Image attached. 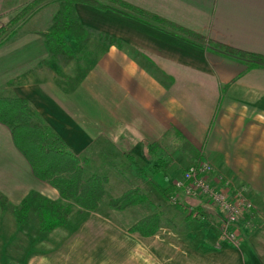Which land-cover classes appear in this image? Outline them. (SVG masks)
<instances>
[{
	"label": "crops",
	"instance_id": "obj_1",
	"mask_svg": "<svg viewBox=\"0 0 264 264\" xmlns=\"http://www.w3.org/2000/svg\"><path fill=\"white\" fill-rule=\"evenodd\" d=\"M29 1L0 0V26ZM127 1L206 39L76 2L87 40L106 46L99 60L107 65V108L98 112L94 99L92 109L93 125L104 127L106 120L107 128H98L91 140L107 133L117 149L109 154V168L118 184L129 182L122 176L125 170L118 168L121 156L139 160L132 165L136 174L152 175L155 184L175 173L176 163L199 156L213 162L215 183H223L222 176L245 183L259 212L241 220L240 247L220 238L221 213L215 204L189 198L201 217L164 225L167 228L150 235L156 243L149 244L150 250H165V262L264 264V63L211 44L218 41L264 54V0ZM31 19L0 45V96H24L33 103L37 57L52 53L46 36H41L46 27L27 28ZM24 76L32 81L21 83ZM6 83L10 92L5 93ZM76 125L81 123L76 120Z\"/></svg>",
	"mask_w": 264,
	"mask_h": 264
},
{
	"label": "rangeland",
	"instance_id": "obj_2",
	"mask_svg": "<svg viewBox=\"0 0 264 264\" xmlns=\"http://www.w3.org/2000/svg\"><path fill=\"white\" fill-rule=\"evenodd\" d=\"M62 2L64 0H42L17 30L29 18L32 19L27 28L41 26V31L45 27L48 30L56 21ZM44 35L43 31L41 36ZM67 38L72 48L70 55L45 51L37 57L36 99L31 104L63 135L73 151L87 157L88 161L84 163L86 175L97 171L109 176L107 197L95 210L75 204L64 226L52 231L42 230L38 219L41 200L43 197L60 198L59 192L51 181L34 175L29 162L14 144L9 125L0 122V264H169L162 258L167 254L165 250H150V243L156 245L152 242L154 236L130 231L129 227L140 217L154 212L161 216L160 225L168 227L181 225L182 220L189 217L199 218L189 215V206L198 207L189 202L182 191L175 189L172 182L203 156L187 163H176V172H170L162 180L163 190L161 184L152 183V175L150 178L147 174L143 177L136 174L132 165H139V160L121 156L117 158L118 168L125 170L122 176L129 182L118 184L116 175L109 168V154L115 153L116 148L109 142L107 133L91 140L98 128H107L106 120L104 127H98L97 123L93 125L92 109L94 99L100 106L98 112L107 108V65L106 61L99 60L106 54V46L93 45L95 41L90 38L80 41L71 35ZM31 81L25 76L20 79L21 83ZM4 91L10 92L7 83ZM76 120L80 126L76 125ZM162 156L166 162L168 154ZM222 178L223 185L247 195L244 182ZM165 186L173 189L166 191ZM128 187L137 188L145 195V200L125 209L111 207L110 198L122 194ZM24 199L31 203V211L29 219L20 223L16 211ZM256 212H259L257 208L253 213ZM165 226H159L157 231L164 230Z\"/></svg>",
	"mask_w": 264,
	"mask_h": 264
},
{
	"label": "trees",
	"instance_id": "obj_3",
	"mask_svg": "<svg viewBox=\"0 0 264 264\" xmlns=\"http://www.w3.org/2000/svg\"><path fill=\"white\" fill-rule=\"evenodd\" d=\"M42 0H31L20 7L11 19L0 26V45L15 34L19 24ZM76 2H85L102 9L112 8L123 14L135 16L157 27H171L205 40L206 37L184 27L162 15L135 5L127 0H64L57 13L56 21L45 32L48 50L52 54L70 55L72 48L67 38L71 35L77 41L87 37L88 30L77 14ZM213 45H222L226 50L240 56L264 63V54L223 45L218 41ZM0 122L9 125L14 144L29 162L34 175L53 183L60 198L43 197L39 205L38 219L42 230L52 231L66 224L75 204L86 209H97L107 197L109 176L100 172L85 174L86 156L73 151L58 130L43 119L34 109L31 101L18 95L0 96ZM160 187L163 190L162 184ZM166 187V186H165ZM171 186L164 190L171 191ZM173 189V188H172ZM145 200V195L137 188H129L118 196L111 197V207L125 209ZM31 203L24 199L16 211L20 223H25L30 216ZM161 223L158 212L140 217L130 227L143 235L155 233Z\"/></svg>",
	"mask_w": 264,
	"mask_h": 264
},
{
	"label": "built area",
	"instance_id": "obj_4",
	"mask_svg": "<svg viewBox=\"0 0 264 264\" xmlns=\"http://www.w3.org/2000/svg\"><path fill=\"white\" fill-rule=\"evenodd\" d=\"M215 166L207 158H201L186 167L174 178L173 186L182 191L186 198L208 200L215 204L221 213L218 227L219 236L235 247L242 241L241 220L254 212V201L240 190L234 192L228 185L217 184L212 178ZM223 181V178H221ZM189 215L200 217L199 208L188 207Z\"/></svg>",
	"mask_w": 264,
	"mask_h": 264
}]
</instances>
